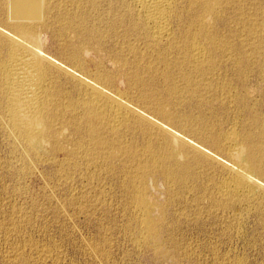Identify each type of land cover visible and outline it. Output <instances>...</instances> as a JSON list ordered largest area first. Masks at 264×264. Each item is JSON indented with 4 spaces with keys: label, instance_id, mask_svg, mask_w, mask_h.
Masks as SVG:
<instances>
[{
    "label": "rangeland",
    "instance_id": "1",
    "mask_svg": "<svg viewBox=\"0 0 264 264\" xmlns=\"http://www.w3.org/2000/svg\"><path fill=\"white\" fill-rule=\"evenodd\" d=\"M17 1L0 0V10L2 9L0 11V19H4V16L6 15H4V12L6 13V10L8 8H12L18 5V7L23 6L25 8L26 15L29 16L31 14L32 16V13L29 9L32 0H29L30 2L28 0ZM24 1L27 2L25 3ZM72 1L73 0H43V2L42 0L36 1V8L39 3L41 4L38 6L37 9L39 10V12L41 11L42 18L47 17V19L37 20L36 23L38 24L36 26L35 23L36 27L34 28L37 31L34 30V34L36 33V38H38L39 40L41 54L45 57H43L44 61L46 62V64H48L49 61H52L53 63L51 62L50 65L48 64L52 67L51 72H53V70V73L58 72V74H51V72H49L50 75L48 74L47 77L48 81H51V83L58 86L52 85V89H55L56 87V89L54 90L56 98H54V105L52 106L51 110V112L53 110L54 112L51 113V117H43L46 121L42 119L43 122L41 123L42 129L44 128L43 130L46 134L44 133L43 137L39 141H37V143H27L25 140L21 139V137L17 135L15 131L13 132L6 122V124L4 123L5 119L2 115H0V264H264V175H261L262 172L264 174V147L262 146L264 145V133L262 128L259 127L261 130L258 128V126L261 125V122H263L264 119V70H262L264 69L262 68L264 67V64L262 65V63H264V0H238L237 2L236 0H221L222 2L220 0H214L215 8H217L213 13H205L203 11L202 5L204 4L205 0H200V2L199 0H192V2L191 0H182L183 2L181 0H178L175 3L176 6L174 4V12L179 7L177 10L182 11V13L176 11L174 15L169 19L170 21L168 20V29L169 27H171V30L169 29V33L173 35L170 34V41L168 39V42L166 41L162 44L160 43V46L157 45V47L159 46L158 48L153 45L152 38L151 36H149L151 35L149 30L147 28H144L145 31L143 30V27H145L144 25L141 26L143 22L141 20H138V18L131 17L127 14L128 8L126 7V3L128 6L129 0H118V3L116 2L117 0H99L101 3L98 0H74V2ZM123 1L126 2L124 3L125 5H123ZM11 2L14 3V6ZM15 2L17 5L15 4ZM225 2L227 5L225 4ZM51 3H53L54 5ZM182 3L183 5H181ZM185 3H191L194 8L191 5H186ZM7 4L9 5L7 6ZM177 4H180V6ZM117 5L120 7L117 8ZM41 6L47 7L48 10H46L47 8L45 7L43 9ZM228 6L230 7V9ZM190 7L193 10H191ZM222 7L223 9H225L223 10ZM112 8H114L115 10ZM119 8L127 9L125 11V9L121 10ZM218 11H220V14L222 13V15L218 14ZM227 12L229 14H227ZM45 13L47 14V16L45 15ZM192 13L197 14L196 18H194L195 15ZM214 13L217 15H215ZM209 14H211L212 17ZM75 15H77L78 17L82 16L83 19L81 17L78 18L77 16V18H74ZM67 16L69 18H67ZM71 16L72 18H70ZM209 16L210 18H213L212 22ZM64 17H66L67 19ZM128 17H131L130 19L132 20V22H129L131 20L128 19ZM223 18H225V20ZM68 19H71L69 21H72L73 23L69 22ZM72 19L75 20V22ZM126 19H128V21ZM185 19H188V21ZM198 19H201L202 21ZM221 19L223 21H221ZM237 19L240 20L238 21ZM66 20L68 22H66ZM207 20L212 25L210 23L207 24ZM217 20H219V22H216L217 24L215 25V21ZM81 21L84 23H82ZM133 21L137 22L136 25ZM185 21L188 22L187 26ZM226 21H228V24L226 23ZM237 22L239 23L238 25ZM40 23L43 25H41ZM49 23L51 25H49ZM60 23L63 25H61ZM131 23L132 25H134H129ZM218 23H221V26H219ZM242 23L244 27H240L243 26ZM45 24L47 27H44ZM82 24L84 26L83 28L80 27L82 26ZM193 24L200 25H196L197 27H195ZM249 24H251L252 26ZM73 25H77L78 28L77 26ZM208 25L211 26L208 27ZM258 25L262 26V28H260V26ZM136 26H138V28H142L138 30ZM128 27L130 28V30ZM133 27L136 29H134ZM199 27H201L200 29L202 31L198 30ZM226 27L230 29L229 32ZM255 27H258L259 29H256ZM215 28L219 31L215 30ZM236 28H239V31L236 30ZM240 28L242 29V31ZM249 28L250 31H253H251L252 33L248 31ZM66 30L70 31L66 32ZM127 30H129V32ZM60 31H63L64 33H62L64 35L66 33L67 34L64 36L60 33ZM139 31H142L143 33ZM146 31L149 34H147ZM199 31L200 34H203L198 35ZM209 31H215L214 35L212 36L215 37L217 40L219 39L218 35H221V33L223 34L218 40L219 42L220 40L225 39L224 41H226L231 39L229 45L230 47H232V49L234 48L233 51H231L232 49L229 48L228 53L225 54L223 52H220L219 49H212V43L210 41V38L207 37V34L208 36H211L210 34L213 33H210ZM256 31L257 33H255ZM131 32H135V34L133 33L135 36L136 34H138V37H135L133 34H129ZM141 33L144 36L141 35ZM261 33L263 34L260 35ZM182 34L186 35V37ZM204 34L205 37H202L204 36ZM257 34H259V37L257 36ZM125 35L128 36L126 37ZM193 35H196L194 37H198L199 39L203 38L204 41L198 40V38H194ZM234 35H236L237 37L235 36L236 38H234ZM252 35H255L257 39L261 38L260 40L263 41L261 42L260 40H256V38ZM142 36L143 38H140ZM181 36L183 38V41L182 38L180 39ZM147 37H149V40L151 41H147ZM175 37L176 39H173ZM177 37L183 43L179 39H177ZM187 40L189 42L197 44L198 46L200 42H204L200 44L199 47L203 46L202 49L204 48L203 50L207 56V59L209 57V59H211L212 61H210L209 59L208 60L212 64L213 58L215 57L216 59L214 58V60L218 62V65H216L217 63L215 61L213 62V67H215L213 68V70H211V75L208 76L207 80V82H210L209 84H211L212 81L216 85H211L212 87L208 90L206 89L207 91L202 88L204 86H199L197 88V86L193 82L197 80L196 78L194 80V77H197L198 74L196 72V67L194 68L193 66L194 64H192V62L189 63V61L191 60H189V55H187L189 53H187V51L189 52L193 43H189ZM244 40L249 41L243 42ZM128 42L131 44L133 43L134 46H131V44H129ZM176 42H178V44L181 43L179 44L180 47ZM149 43H152V45ZM166 43H168L169 45H167ZM184 43L186 47L183 45ZM175 44V47L178 46V49L175 48L177 53L174 49ZM240 44L244 46H242L244 50L241 48ZM251 44L252 46L255 44L256 45L252 47ZM170 45H173L172 48L170 47ZM239 45L241 49L239 48ZM247 45H249V47ZM134 47L136 49H134ZM247 47L249 49H247ZM250 47H252L253 49ZM128 48L131 51L128 50ZM147 48L148 50H146ZM179 48L184 49L183 51L181 50V54ZM76 49L78 53H81L82 51L81 55L75 51ZM171 49L175 52L171 51ZM209 49L211 50L209 51ZM71 51H73L74 54L73 52L71 53ZM145 51L149 53L148 56ZM150 51L153 53H151ZM156 51H158L159 53ZM213 51H218L219 53L217 52V54H213ZM246 51H249L252 55L249 54V52L247 55ZM129 52H131L132 54H129ZM154 52L158 53L159 56ZM163 52H165V54ZM168 52L171 53L172 57L171 55H169ZM182 52H186L187 54L183 53L182 55ZM209 52H212V55L209 56ZM232 52L236 53L233 54ZM254 52L256 54H260L256 55L254 54ZM166 53L170 57L166 55ZM154 54L156 55L154 56ZM261 54H263V57ZM181 55L185 56L182 58ZM236 55L238 56V58H241L242 56V59L237 60ZM244 55L248 56V60L244 59ZM250 55L252 56V58ZM179 56L183 60L181 59L179 61ZM221 56H224V58H222ZM259 56L260 58H258ZM72 57L74 60L72 59ZM153 57H158L157 62H155L156 59ZM162 57L164 60L162 59ZM218 57L221 58L219 59ZM47 58L49 61L47 60ZM165 58L168 60H166ZM171 58H174L177 61L173 60L172 64ZM185 58L189 60L187 61V64L189 65L185 63ZM249 58L251 59V61ZM222 59H225L226 61H222ZM243 59L245 61L247 60L246 62L250 64L247 65ZM158 60L160 61L158 62ZM162 60L163 62L165 60L168 62L170 61L169 64L172 65V67L170 65L169 68L167 67L168 62H166L167 65L165 62V64L160 63L162 62ZM242 60L244 64L243 62L241 64ZM253 60L255 63L257 62V64H253ZM260 61H262V63H260ZM122 62H125V64L121 65ZM226 62H228L229 64ZM150 63L151 65H149ZM177 63L179 66L177 65ZM175 64L177 65V67L181 68H179L178 70ZM184 64H186V66ZM174 65L175 68L173 67ZM180 65H182L183 68ZM151 66L153 69L150 68ZM155 66L158 68H156ZM184 66L185 68H188L189 66V71L186 70L187 68L184 69ZM218 66L219 68H216ZM137 68L140 70L138 71ZM155 68L161 73L155 71ZM170 69L171 72L169 71ZM192 69L196 70L194 71ZM246 69L248 70L246 71ZM172 70L175 72H172ZM181 70H183V72H181ZM191 70L193 71V73ZM134 71L136 72V75ZM186 71L192 74L196 72L193 75V83L191 87L193 86V90L196 92L198 90L197 93H199V95L201 94L200 96L204 97L206 100L202 97L201 98L203 99V101H199L198 98H196L197 100H191L192 98L188 96L189 94L186 93L187 85L185 84V82L182 83L183 80H181V74L185 73ZM167 72L170 75L173 74V78L177 77V74H179L180 76L172 79V82L169 83L166 78L167 75H169ZM242 72L243 74H241ZM149 73L152 75H150ZM164 73L166 74V76ZM174 73L177 74L175 75ZM245 73L247 74V76ZM131 74L133 75V77ZM148 74L152 76L151 78L153 79L149 78ZM139 75L141 77H139ZM154 75H158V78ZM162 75L165 77H163ZM243 75H245V77L248 79L245 80V77ZM134 76L135 78H138L135 79ZM159 76H161V78H164L162 79L163 81ZM175 79H179L177 80L178 82H180L181 80L180 83L183 86H181L180 83H178ZM53 80L56 82H54ZM136 80L139 83L138 85ZM142 80H146V82H148V85L146 86L145 81L143 82ZM162 82L164 83V86ZM168 84L171 87L172 92H174L175 90V95L169 89L170 87L168 86ZM221 84L223 86L226 85V88L222 87ZM175 85H180L182 88H184L182 89L180 86ZM151 86H153L154 88ZM164 87L166 90H164ZM151 88L153 89L151 90ZM175 88L179 89L180 91ZM155 90H158V92L156 91L157 94H153L156 93ZM181 90L184 91L182 92ZM213 91L217 92L214 93ZM151 92L155 96H153ZM205 92L206 94L209 93L210 96L207 95L209 96L208 98L207 96H205ZM182 93L186 94L187 96ZM167 94L168 96H172L173 99L172 97H165ZM59 95L62 98L58 97ZM97 95H99L100 98L97 97ZM148 95L152 97H149ZM159 95L161 98L164 97V99H161ZM64 98L67 99L65 100ZM98 98L101 100L98 101ZM147 98L150 99L149 102H151V104L154 102L152 108L150 103L147 101ZM155 98L157 99L155 100ZM159 98L163 102H160ZM167 98H171V101ZM186 98H190V100L188 101V99L186 100ZM207 99L211 102L209 103ZM91 100L97 101L96 104H94V106L96 105L95 110H98L97 114H101L98 116L95 113V115L89 118L86 110L84 109H87L85 105H87L88 102L90 103ZM67 101H70V106H73L75 104L74 113L71 112L72 110L69 109L67 105L69 103ZM155 101H157V103ZM127 102L129 103L127 104ZM198 102H202L205 104L209 103V105H205L202 103L199 104ZM56 103L58 105H61L58 106L56 105ZM159 103H162L161 106ZM55 105L58 107L56 108V110ZM91 105L93 106V104ZM127 105L131 108H129ZM146 105L149 106L147 107ZM200 105L203 106L200 107ZM66 106L68 107L66 109L67 112L64 109L66 108ZM157 106L165 107L166 112L165 110ZM209 106H211V108ZM117 107H119V109ZM102 108L105 109L102 110ZM142 109H146V111H144L149 117L144 116L146 114L144 113V111H142ZM155 109H161L162 111L160 110L156 113ZM211 109H213V111L216 110L215 114L211 113L213 112ZM63 110L65 114L64 112H62ZM127 110L129 111V113ZM80 111H83L82 114ZM116 111H121L120 113L122 117V125L119 124L114 127V125H112L113 123L110 121H114L113 117H115ZM172 111L174 112L173 114H178L179 116L173 115ZM69 112L72 114H70ZM85 112L86 117H84L85 115L83 114ZM217 112L221 114V116ZM55 113L56 115H54ZM158 113L159 116H157ZM165 113L166 115H164ZM138 114L141 116H139ZM162 114L166 117H163ZM52 115H54L55 117ZM70 115H72V118L75 116L74 118L76 120L74 118L72 119ZM76 115H78V117H76ZM171 115L172 117H170ZM184 115H189V118ZM180 116H182V118H180ZM209 116L212 118H210ZM141 117L144 118L141 119ZM146 117L148 118V120ZM168 117L171 119L175 118V120H171ZM190 117H192L193 121L190 119ZM194 117H196V119H194ZM157 118L158 120H156ZM159 118L161 119V121L159 120ZM177 118H180L181 120ZM184 118L186 119L185 121ZM208 118L210 119V122H212L214 125H212V123L210 125L209 120H207L208 122L206 121V119ZM256 118H259L258 122ZM124 119L128 120L126 121ZM212 119H214L215 122ZM145 120L147 121L145 122ZM150 120L151 122L153 121V124H151ZM164 120L168 124L172 125L173 123V126H176L177 124V128L182 127V125L180 124L183 123V127L187 125L188 129L190 128L191 131L189 130L188 133H183L181 129V131L176 130L174 133L175 135L179 134V137H175L174 133H172L173 138L172 136L169 137V139L171 140V144L170 140L166 143L163 141V138L167 136V133L166 131L164 132L162 129L166 130L168 124L165 127L166 123ZM178 120L181 121V123L178 122ZM55 121L57 125L55 124ZM133 122H136L137 125ZM203 122H205V125L203 124ZM43 123L44 125H42ZM103 123H105L104 127ZM149 123L152 126H150ZM4 124L6 126H4ZM76 124L78 126H75ZM89 124H91L92 126ZM250 124H252L253 127H251L252 125L250 126ZM134 125L137 126L135 129ZM147 126L151 129L146 128ZM201 126L203 129L206 127V130H203ZM5 128L8 130H5ZM98 129L101 130L99 131ZM211 129H214L212 131L215 134H211ZM233 129L240 136H244V139L247 138V140L245 139L244 142H242V148L249 144V149L247 146L243 148V154L245 151V156H243L244 158L242 160V163H237L233 161L231 157H228L224 148H222L224 145L222 136L225 137V135H229L228 133L234 132ZM51 130L53 133L51 132ZM116 130L118 131L116 132ZM149 130L151 131V133H154L153 136L151 133L149 134ZM247 130L251 132L250 134L253 137L249 135V132ZM9 131L11 133H9ZM46 131L51 134L55 133L54 135L57 136V138L54 135L51 136V134ZM216 131H219L220 133ZM244 131H247V135L251 136L253 139H251L250 137L251 140H248L249 137H246V133ZM12 132L13 135H11ZM118 132H120V134H118ZM159 132L162 133V135ZM180 132L181 134L183 133V135H181ZM224 132L225 135H222ZM145 133H148V135ZM186 135L188 138L186 137ZM206 135L208 136L206 137ZM202 136L206 138L203 137V139ZM157 137L159 138V140ZM182 137L184 138V143L182 140H180ZM208 137H211V140ZM54 138L57 140H55ZM200 140L203 143H201ZM260 140L261 142H259ZM24 141L26 142V144L24 143ZM249 141H253L252 144ZM208 142L212 144H214L213 142H215L216 144L212 145L211 147L209 146L211 144H208ZM198 143L199 145H197ZM257 143L260 144V147ZM217 144H219V146ZM118 145L120 146V148ZM125 145L126 147L123 148ZM189 145L191 147L193 145L201 146L202 148L205 147L203 150L201 149V153L205 154L208 152L207 155L205 154L206 158L204 159V161L206 160V164L203 163L204 161L199 164L200 167L197 164L200 169L197 166V168H194L196 164H194V162L189 159L192 158L190 156L191 151L196 146L191 148L188 147ZM127 147L128 149H126ZM217 147H219V149ZM256 147H258L257 154L253 153V157L252 154L251 156H249L250 154L248 155V153H252L254 152V150L256 151ZM121 148H123L124 150H122ZM133 148L136 151H134ZM160 148L162 149V151ZM189 149L191 150L190 153L188 152ZM260 149L262 150V154ZM165 150L169 153H166ZM180 150L182 151L180 152ZM143 151L145 152V154ZM184 151L186 152L184 153ZM127 152L132 153L129 154ZM134 152L135 154H133ZM160 153L165 158H163ZM187 153H189L188 155L190 157L187 155ZM211 153L213 156L211 155ZM86 154H89L90 156ZM203 154H200V157H202ZM223 154H225L226 156H224ZM143 155H145L146 157ZM150 156L154 157L153 160H150L152 159L150 158ZM156 156H158L159 159L161 158V160H159ZM211 156L213 158H211ZM128 157L131 158L129 159ZM142 157L144 158L141 159ZM166 157L170 161L169 164L167 163L168 160L166 159ZM187 157L189 158L187 159ZM259 157H262L263 161ZM227 158L228 160H226ZM250 158L252 161L249 160ZM131 159L137 161H133ZM209 159L212 161L210 162ZM256 159H258L259 161ZM92 160H95V163H93ZM143 160L147 161L145 162ZM131 161L133 162V164ZM142 161L144 162V164H140L143 163ZM207 161L210 163H208ZM229 161H232V164ZM255 161L258 162L256 163ZM260 161H262L263 163ZM155 163L157 165H155ZM253 163L257 165L255 166L253 165ZM148 164L151 165L148 166ZM141 165L144 166L142 169ZM185 165L186 168L189 167V169L187 168L189 172L186 168L184 169H186L187 171H184L183 167H185ZM260 165L263 167H260ZM243 166L246 167L245 169L248 170L250 179L253 182L252 191H245V195L243 194L242 197L239 199H234L223 195L224 199L226 198L224 200L222 198L221 192L222 187L225 185V181H236L238 179V170ZM251 166H255L256 168L258 167V170L261 171L255 169V167L253 169V167ZM159 169H163V172ZM257 171L261 172V174ZM131 174H133V178H131ZM235 175H237L236 178ZM172 176L175 177L172 178ZM181 176L183 177V179ZM258 176H260V178ZM136 177H139L140 179L138 180L136 179ZM169 180H171V182ZM130 182L132 185L130 184ZM220 185L222 186L220 187ZM131 186L132 188H134V190L131 188ZM219 196L221 198H219ZM241 199L242 201H240ZM249 199L251 200L249 201ZM235 200L236 202L238 200V203H236Z\"/></svg>",
    "mask_w": 264,
    "mask_h": 264
},
{
    "label": "bare ground",
    "instance_id": "2",
    "mask_svg": "<svg viewBox=\"0 0 264 264\" xmlns=\"http://www.w3.org/2000/svg\"><path fill=\"white\" fill-rule=\"evenodd\" d=\"M2 1V0H1ZM9 1H11V0H9ZM17 1V0H16ZM29 1V0H28ZM37 0H32V2L30 3V6H29V9H30V12L32 13V16H31V14L28 16V15H26L25 13V8L22 6V7H18V6H15V7H12V8H8V7H6V8H8L7 10H6V13L4 12V19L2 20V19H0V115H2L3 116V118L5 119V121H4V123L6 122L7 124H8V126L12 129V131L14 132L15 131V133H17V135H19L20 137H21V139H23V140H25L27 143L29 142V143H37V141H39L42 137H43V134L45 133L44 132V128L42 129V126H41V123L43 122V120L42 119H44L43 117H45V116H50L51 115V113L52 112H54V110L51 112V110H52V106L54 105V98H56L55 97V92H54V90L56 89V87H55V89H52V85H55V84H53V83H51V81H48V74H49V72H51L52 71V67L51 66H49L50 64H51V62L52 61H49L48 60V58H47V60L49 61V65L48 64H46V62L44 61V56H42V54H41V50H40V45H39V40H38V38H36L37 36H36V33L34 34V30H36V29H34L36 26H37V24L38 23H36L37 22V20H41V19H47V17L46 18H42V13H41V11L39 12V10L37 9L38 8V6L39 5H41L40 3H39V5L37 6V8H36V5H37V2H36ZM48 1V0H47ZM99 1V0H98ZM104 1V0H103ZM106 1V0H105ZM108 1V0H107ZM120 1V0H119ZM126 1V0H125ZM125 1H123V5H125L124 3H126ZM176 1H178V0H129V5L127 6V3H126V7L128 8V11H127V14L129 15V16H131V17H136V18H138V20H141L142 22H143V24L141 25V26H145V27H143V30H144V28H147L148 30H149V32H150V34L151 35H149V36H151V38H152V42H153V45H155L156 46V48H158L162 43H164V42H168V39H169V36H170V34L171 33H169V29L171 28V27H169V29H168V20L174 15V13L176 12V11H178L177 9L179 8H177L176 9V11L174 12V4L176 3ZM182 1V0H181ZM196 1V0H195ZM221 1V0H220ZM238 0H236V2H237ZM240 1H242V0H240ZM245 1H247V0H245ZM251 1V0H250ZM249 1V2H250ZM253 1V0H252ZM6 2V1H5ZM8 2V1H7ZM13 2V1H12ZM11 2V3H12ZM25 2V1H24ZM27 2V1H26ZM25 2V3H26ZM30 2V1H29ZM40 2V1H39ZM42 2H43V0H42ZM54 2V1H53ZM72 2H74V0L72 1ZM76 2V1H75ZM78 2V1H77ZM100 2V1H99ZM117 3H118V0L116 1ZM122 2V1H121ZM183 2V1H182ZM186 2V1H185ZM191 2H192V0H191ZM199 2H200V0H199ZM222 2V1H221ZM227 2V1H226ZM226 2H225V4H226ZM229 2V1H228ZM235 2V1H234ZM49 3V2H48ZM80 3V2H79ZM101 3V2H100ZM116 3V4H117ZM189 3V2H188ZM187 3V4H188ZM196 3V2H195ZM243 3V2H242ZM4 4V3H3ZM15 4H16V2H15ZM17 4H18V1H17ZM16 4V5H17ZM20 4V3H19ZM44 4V3H43ZM45 4H47V3H45ZM51 4H53V3H51ZM75 4V3H74ZM83 4V3H82ZM99 4V3H98ZM115 4V3H114ZM120 4V3H119ZM186 4V3H185ZM186 4V5H187ZM198 4V3H197ZM196 4V5H197ZM200 4V3H199ZM224 4V3H223ZM222 4V5H223ZM230 4V3H229ZM9 4H7V6H8ZM12 5L14 6V3H12ZM12 5H10V6H12ZM24 5H26V4H24ZM54 5V4H53ZM92 5H93V3H92ZM177 5H179L180 6V4H177ZM181 5H183V3L181 4ZM189 5H191V3L190 4H188V6ZM227 5V4H226ZM4 6V5H3ZM9 6V7H10ZM56 6V5H55ZM58 6V5H57ZM175 6H176V4H175ZM185 6V5H184ZM192 6V5H191ZM203 6V11L205 12V13H213L215 10H216V8H215V1L214 0H205L204 1V4L202 5ZM232 6H234V5H232ZM42 7V6H41ZM40 7V8H41ZM44 7L45 6H43L42 8L44 9ZM51 7H52V5H51ZM113 7H114V5H113ZM117 8L118 7H120V6H116ZM115 7V8H116ZM122 7V6H121ZM125 7V6H124ZM193 7V6H192ZM199 7V6H198ZM198 7H197V9H198ZM229 7V6H228ZM227 7V8H228ZM1 8H2V3H1ZM27 8V7H26ZM41 8V9H42ZM45 8H47V7H45ZM53 8H54V6H53ZM58 8V7H57ZM126 8V9H127ZM181 8V7H180ZM191 8V7H190ZM194 8V7H193ZM220 8V7H219ZM4 9H5V7H4ZM40 9V10H41ZM109 9H110V7H109ZM112 9H114V8H112ZM119 9H121V8H119ZM125 8H123V9H121V10H124ZM126 9H125V11H126ZM182 9V8H181ZM222 9H223V7H222ZM221 9V10H222ZM225 9V8H224ZM223 9V10H224ZM229 9H230V7H229ZM229 9H227V10H229ZM2 10V9H1ZM0 10V11H1ZM46 10H48V8L46 9ZM45 10V11H46ZM49 10H50V8H49ZM115 10V9H114ZM187 10V9H186ZM191 10H193L192 8H191ZM190 10V11H191ZM218 10V9H217ZM220 10V9H219ZM5 11V10H4ZM27 11H28V9H27ZM44 11V12H45ZM119 11V10H118ZM235 11V10H234ZM49 12V11H48ZM112 12V11H111ZM117 12V11H116ZM124 12V11H123ZM178 12H181L182 13V11H178ZM185 12V11H184ZM192 12V11H191ZM196 12V11H195ZM202 12V11H201ZM260 12V11H259ZM109 13V12H108ZM113 13V12H112ZM114 13H115V11H114ZM119 13V12H118ZM186 13H187V11H186ZM198 13V12H197ZM204 13V14H205ZM235 13V12H234ZM2 14H3V11H2ZM28 14V13H27ZM44 14V13H43ZM192 14H194V13H192ZM215 14V13H214ZM218 14H220V11H218ZM227 14H229L228 12H227ZM45 15L47 16V14L45 13ZM79 15H82V14H79ZM176 15V14H175ZM182 15V14H181ZM187 15V14H186ZM195 15V17L194 18H196V13L194 14ZM199 15V14H198ZM210 16H211V14H209ZM215 15H217V14H215ZM220 15H222V13L220 14ZM1 16V15H0ZM64 16V15H63ZM74 16V15H73ZM77 15H75V17L74 18H77L76 17ZM126 16V15H125ZM124 16V17H125ZM180 16V15H179ZM201 16V15H200ZM210 16H209V18H210ZM219 16V15H218ZM238 16V15H237ZM262 16V15H261ZM6 17V18H5ZM82 18V16H79L78 18ZM127 17V16H126ZM130 17V18H131ZM184 17V16H183ZM198 17V16H197ZM212 17V16H211ZM213 17H214V15H213ZM225 17V16H224ZM58 18V17H57ZM63 18V17H62ZM64 18H66V17H64ZM67 18H69L68 16H67ZM66 18V19H67ZM70 18H72V16L70 17ZM114 18V17H113ZM129 17H128V19H130ZM135 18V19H136ZM174 18V17H173ZM180 18V17H179ZM182 18V17H181ZM199 18V17H198ZM201 18V17H200ZM204 18V17H203ZM226 18V17H225ZM225 18H223L224 20H225ZM61 19V18H60ZM59 19V20H60ZM83 19V18H82ZM111 19V18H110ZM128 19H126L127 21H128ZM133 19V18H132ZM177 19V18H176ZM211 19V22H212V19L213 18H210ZM218 19V18H217ZM228 19H230V18H228ZM243 19V18H242ZM56 20H58V19H56ZM69 20H71V19H68V21ZM73 20V19H72ZM78 20V19H77ZM123 20V19H122ZM131 20V19H130ZM181 20V19H180ZM185 20H187L188 21V19H185ZM189 20H190V16H189ZM195 20V19H194ZM198 20H201V19H198ZM238 20V19H237ZM240 20V19H239ZM238 20V21H239ZM63 21V20H62ZM67 20H66V22H68ZM74 22H75V20H73ZM79 21H80V19H79ZM83 21V20H82ZM81 21V22H82ZM116 21V20H115ZM114 21V22H115ZM136 21V20H135ZM135 21H133L134 23H135V25H136V23L137 22H135ZM141 21H139V22H141ZM170 21V20H169ZM191 21H193V20H191ZM196 21V20H195ZM202 21V20H201ZM200 21V22H201ZM206 21V20H205ZM204 21V22H205ZM208 21V20H207ZM221 21H223L222 19H221ZM232 21V20H231ZM39 22V21H38ZM41 22V21H40ZM58 22H60V21H58ZM69 22H71V23H73L72 21H69ZM114 22H112V23H114ZM121 22H123V21H121ZM129 22H132V20L131 21H129ZM138 22V23H139ZM186 22V21H185ZM199 22V23H200ZM216 22H219V20H217V21H215V25L217 24ZM242 22V21H241ZM240 22V23H241ZM35 23H36V26H35ZM43 23V22H42ZM48 23V22H47ZM65 23V22H64ZM82 23H84V22H82ZM111 23V22H110ZM195 23V22H194ZM210 22L208 21V23L207 24H209ZM223 23V22H222ZM226 23L228 24V21H226ZM243 23H244V21H243ZM243 23H242V25H243ZM41 24V23H40ZM39 24V25H40ZM61 24V23H60ZM67 24H69V23H67ZM78 24V23H77ZM79 24H81V23H79ZM124 24H125V22H124ZM141 24V23H140ZM187 24H188V22H186V26H187ZM190 24V23H189ZM192 24V23H191ZM211 24V23H210ZM219 24V26H221V23H218ZM239 23L237 22V25H238ZM41 25H43V24H41ZM49 25H51L50 23H49ZM48 25V26H49ZM61 25H63V24H61ZM71 25V24H70ZM113 25V24H112ZM111 25V26H112ZM123 25V24H122ZM126 25H127V23H126ZM129 25H131V26H133L132 25V23L131 24H129ZM194 25V24H193ZM193 25H192V27H193ZM196 25H200V24H195L194 26L195 27H197ZM204 25V24H203ZM205 25H206V23H205ZM212 25V24H211ZM211 25H208V27L209 26H211ZM224 25H226V24H224ZM229 25H230V23H229ZM232 25V24H231ZM233 25H234V23H233ZM245 25H247V24H245ZM249 25H251V24H249ZM69 26V25H68ZM73 26H77V25H73ZM72 26V27H73ZM236 26V25H235ZM252 26V25H251ZM257 26V25H256ZM258 26H260V25H258ZM44 27H47L46 26V24L44 25ZM51 27V26H50ZM80 27H84L83 26V24H82V26H80ZM113 27H116V26H113ZM127 27V26H126ZM135 27V26H134ZM133 27V28H134ZM137 27V29L139 30L140 28H142V27H140V28H138V26H136ZM225 27V26H224ZM229 27V26H228ZM228 27H226V29L228 30V32H229V30L230 29H228ZM232 27V26H231ZM240 27H244V25L243 26H240ZM62 28V27H61ZM70 28V27H69ZM68 28V29H69ZM75 28V27H74ZM77 28H78V26H77ZM129 28V27H128ZM132 28V29H133ZM186 28V27H185ZM191 28V27H190ZM189 28V29H190ZM201 27H199V29L198 30H201L200 29ZM211 28V27H210ZM214 28V27H213ZM217 28V27H216ZM215 28V30H217V31H219L218 29H216ZM222 28V27H221ZM256 28V27H255ZM258 28V27H257ZM256 28V29H257ZM260 28H262V26H260ZM66 29V28H65ZM127 29V28H126ZM134 29H136V28H134ZM146 29V30H147ZM188 29V28H187ZM192 29V28H191ZM194 29V28H193ZM196 29V28H195ZM206 29V28H205ZM204 29V30H205ZM209 29V28H208ZM225 29V28H224ZM223 29V30H224ZM225 29V30H226ZM239 29V28H238ZM237 28H236V30H238ZM241 29V28H240ZM245 29V28H244ZM248 29V28H247ZM255 29V30H256ZM259 29V28H258ZM73 30V29H72ZM71 30V31H72ZM79 30V29H78ZM80 30H81V28H80ZM84 30V29H83ZM129 30H130V28H129ZM129 30H127L128 32H129ZM142 30V29H141ZM142 30V31H143ZM171 30V29H170ZM186 30V29H185ZM212 30H214V29H212ZM224 30V31H225ZM231 30H233V29H231ZM37 31V30H36ZM35 31V32H36ZM58 31V30H57ZM64 31V30H63ZM63 31H60V33L61 34H63L64 32ZM70 30H66V32H69ZM126 31V32H127ZM142 31H139V32H142ZM145 31V30H144ZM197 31V30H196ZM202 31V30H201ZM239 31V30H238ZM241 31H242V29H241ZM246 31V30H245ZM244 31V32H245ZM249 32H251L250 31V28H249V30H248ZM247 31V32H248ZM63 32V33H62ZM147 32V31H146ZM193 32H195V31H193ZM192 32V33H193ZM198 32V31H197ZM197 32H196V34H197ZM210 32V31H209ZM215 32V31H214ZM214 32H210V33H213V34H210L211 36H208V34H207V37L208 38H210V41H211V45H212V49H214V48H216V49H219V51L220 52H223V53H228V51H229V48L230 49H232V47H230V45H229V43H230V40H226V41H224V40H220V42L218 41L220 38H221V35H223L222 33H221V35L219 36L218 35V37H219V39L217 40L215 37H213L212 35H214ZM220 32H222V31H220ZM219 32V33H220ZM244 32H242V33H244ZM253 32V31H252ZM251 32V33H252ZM258 32H259V30H258ZM134 34H135V32H133ZM132 32L131 33H129V34H133ZM138 33V32H137ZM143 33V32H142ZM141 33V35H143ZM173 33V32H172ZM183 33V32H182ZM238 33H241V32H238ZM255 33H257V31L255 32ZM67 34V33H66ZM65 34V35H66ZM96 34V33H95ZM126 34H128V33H126ZM133 34V35H134ZM140 34V33H139ZM144 34H146V33H144ZM147 34H149L148 32H147ZM185 34H187V33H185ZM200 34V31H199V33H198V35ZM201 34H203V33H201ZM200 34V35H201ZM216 34H218V33H216ZM229 34V33H228ZM236 34H237V31H236ZM250 34V33H249ZM263 33H261L260 35H262ZM64 35V34H63ZM64 35V36H65ZM74 35V34H73ZM98 35V34H97ZM99 35H101V34H99ZM102 35H104V34H102ZM121 35V34H120ZM132 35V36H133ZM138 34H136V36H137ZM171 35H173V34H171ZM181 35V34H180ZM183 35V34H182ZM241 35V34H240ZM259 34H257V36H258ZM126 36V35H125ZM128 36V35H127ZM126 36V37H127ZM131 36V37H132ZM135 36V35H134ZM135 36V37H136ZM144 36V35H143ZM143 36L142 37H140V38H143ZM147 36V35H146ZM183 36H185L186 37V35H183ZM194 36H196V35H193V37ZM236 35H234V38H236L235 37ZM253 36V35H252ZM252 36H251V38H252ZM138 37V36H137ZM174 37V36H173ZM184 37V38H185ZM191 37H192V35H191ZM202 37H205V34H204V36H202ZM226 37V36H225ZM253 37H255V35L253 36ZM259 37V36H258ZM66 38V37H65ZM103 38V37H102ZM148 38V40L147 41H151V40H149V37H147ZM172 38V37H171ZM182 38V36L180 37V39ZM190 38V37H189ZM194 38H198V37H194ZM193 38V39H194ZM207 38V39H208ZM223 38V37H222ZM245 38H246V36H245ZM250 38V37H249ZM249 38H247V39H249ZM250 38V39H251ZM256 38V37H255ZM263 38V37H262ZM104 39V38H103ZM145 39V38H144ZM173 39H176V37L175 38H173ZM177 39H179L178 37H177ZM179 39V40H180ZM192 39V38H191ZM190 39V40H191ZM226 39H229V38H226ZM261 39V38H260ZM259 38L257 39L256 38V40H260ZM264 39V38H263ZM172 40V39H171ZM186 40V39H185ZM198 40H203V38L202 39H199L198 38ZM197 40V41H198ZM146 41V40H145ZM169 41H170V39H169ZM174 41H176V40H174ZM173 41V42H174ZM181 41V40H180ZM182 41H183V38H182ZM181 41V42H182ZM188 41V40H187ZM204 41V40H203ZM205 41H208V40H205ZM227 41H229V42H227ZM232 41H233V39H232ZM236 41V40H235ZM245 41H249V40H244L243 42H245ZM250 41H253V40H250ZM254 41H255V39H254ZM261 41V40H260ZM263 41V40H262ZM261 41V42H262ZM185 42V41H184ZM189 42V41H188ZM257 42V41H256ZM85 43V42H84ZM83 43V44H84ZM129 43V42H128ZM161 43V44H160ZM170 43V42H169ZM177 44H178V42H176ZM183 43V42H182ZM189 43H193V42H189ZM188 43V44H189ZM197 43V42H196ZM202 43H204V42H202ZM201 42L199 43V46H200V44H202ZM209 43V42H208ZM235 43V42H234ZM250 43V42H249ZM252 43V42H251ZM259 43V42H258ZM82 44V45H83ZM129 44H131V43H129ZM149 44H151L152 45V43H149ZM148 44V45H149ZM160 44V45H159ZM167 45H169L168 43H166ZM166 44H164V45H166ZM179 44H181V43H179ZM178 44V46L180 47V45ZM187 44V43H186ZM206 44V43H205ZM232 44V43H231ZM239 44V43H238ZM243 44H245V43H243ZM260 44V43H259ZM74 45V44H73ZM81 45V46H82ZM133 45V43L131 44V46ZM157 45H159L158 47H157ZM184 46H185V43L183 44ZM190 45V44H189ZM188 45V46H189ZM237 45V44H236ZM241 45V44H240ZM240 45H239V48H240ZM250 45V44H249ZM249 45H247L248 47H249ZM256 45V44H255ZM255 45H253V46H255ZM80 46V47H81ZM127 46V45H126ZM129 46V45H128ZM134 46V45H133ZM150 46V45H149ZM149 46H147V47H149ZM155 46H152V47H155ZM163 46V45H162ZM162 46H161V48H162ZM173 46V45H172ZM172 46L170 45V47L172 48ZM176 46V44L174 45V49L176 48V49H178V46L177 47H175ZM197 44H192V46H191V49L189 50V52L187 51V53H189V54H187L186 52L184 53V52H182V55H183V53L184 54H187V55H189V60H191V61H189V60H187L186 58L184 59L186 62V64H187V61H189V63L190 62H192V64H194L193 66H194V68L196 67V69H197V77H194V80H195V78L197 79V80H195V81H193V75L196 73H194V74H192L193 73V71L192 70H194V69H192L191 71H192V73H190V72H188L189 70H188V68H189V66H188V68L186 69L185 68V66H186V64H184L185 66H184V69H186V70H188V71H186L185 73H183V74H181V80H183L182 81V83L183 82H185V84L187 85V88H186V93L187 94H189L188 96H190L192 99L191 100H195L196 98H198V100L199 101H203V99H205L204 97H202V96H200L199 95V93H197L198 92V90H197V92L196 91H194L193 90V86L191 87V85H192V83L194 82L195 83V85L197 86V88L199 87V86H204V87H202V88H204L205 90L207 89H210L212 86L211 85H216L214 82H212L210 79V81H211V84H209L210 82H207V80H208V76H210L211 74V70H213V68L215 67H213V62L215 61L214 60V58H213V62H212V64H211V62L210 61H212L211 59H209V57H208V59L210 60H208L207 59V56H206V54H205V52H204V48L202 49V47H199ZM206 46V45H205ZM234 46V45H233ZM243 45H241V48L243 49V47H242ZM251 46H252V44H251ZM252 46V47H253ZM73 47V46H72ZM71 47V48H72ZM85 47V46H84ZM130 47V46H129ZM170 47H167V48H170ZM182 47V46H181ZM186 47V46H185ZM247 47V49H249ZM252 47H250V48H252ZM261 47H263V46H261ZM82 48V47H81ZM131 48H133V47H131ZM156 48H154V49H156ZM188 48V47H187ZM238 48V49H239ZM240 48V49H241ZM256 48V47H255ZM258 48V47H257ZM260 48V47H259ZM73 49V48H72ZM71 49V50H72ZM134 49H136L135 47H134ZM153 49V48H152ZM151 49V50H152ZM176 49H175V51H176ZM180 49V48H179ZM234 49V48H233ZM233 49L231 50V51H233ZM253 49V48H252ZM261 49V48H260ZM263 49H264V47H263ZM127 50V49H126ZM128 50H130L129 48H128ZM146 50H148V48L146 49ZM160 50V49H159ZM167 50V49H166ZM181 50L183 51L184 49H180L179 51H180V54H181ZM206 50V49H205ZM211 49H209V51H210ZM235 50H236V48H235ZM244 50V49H243ZM255 50V49H254ZM258 50V49H257ZM262 50V49H261ZM76 52H77V49L75 50ZM78 51H79V49H78ZM131 51V50H130ZM133 51V50H132ZM135 51V50H134ZM138 51V50H137ZM154 51V50H153ZM165 51V50H164ZM171 51H173L172 49H171ZM175 51H173V52H175ZM207 51V50H206ZM238 51V50H237ZM239 51H241V50H239ZM73 51H71V53H72ZM146 53H147V51H145ZM151 52V51H150ZM156 52H158V51H156ZM156 52H154V53H156ZM160 52H162V51H160ZM172 52V53H173ZM216 52V53H215ZM217 52L218 51H213V54H217ZM247 52V51H246ZM249 52V51H248ZM248 52H247V55H248ZM256 52V51H255ZM254 52V54H256ZM259 52V51H258ZM263 52V51H262ZM78 53V52H77ZM76 53V54H77ZM81 53H82V51H81ZM81 53H78V54H80L81 55ZM131 52H129V54H130ZM134 53V52H133ZM151 53H153V52H151ZM150 53V54H151ZM159 53V52H158ZM158 53H156L157 55H158ZM164 54H165V52H163ZM162 53V54H163ZM169 53V52H168ZM176 53H177V51H176ZM210 53V52H209ZM212 53V52H211ZM209 54V56L210 55H212V54ZM219 53V52H218ZM233 54H235L236 52H232ZM231 53V54H232ZM240 53V52H239ZM238 53V54H239ZM243 53V52H242ZM73 54H74V52H73ZM132 54V53H131ZM140 54V53H139ZM142 54V53H141ZM148 54L149 53H147V56H148ZM156 54H154V56L156 55ZM161 54V53H160ZM163 54V55H164ZM230 54V53H229ZM244 54V53H243ZM249 54H251L250 52H249ZM257 54H260V53H257ZM256 54V55H257ZM264 54V53H263ZM263 54H261L262 55V57H263ZM72 55V54H71ZM70 55V56H71ZM152 55V54H151ZM166 55H168L167 53H166ZM169 55H171V53H169ZM168 55V56H169ZM179 55V54H178ZM181 55V57L183 58L184 56H182ZM242 55V54H241ZM245 55H246V53H245ZM244 55V56H245ZM252 55V54H251ZM250 55V56H251ZM76 56V55H75ZM74 56V57H75ZM78 56V55H77ZM141 56V55H140ZM153 56V55H152ZM159 56V55H158ZM161 56V55H160ZM214 56V55H213ZM216 56H218V55H216ZM220 56V55H219ZM230 56V55H229ZM228 56V57H229ZM234 56V55H233ZM237 56V55H236ZM243 56V55H242ZM242 56H241V58H238V56L236 57V59L238 60V59H242ZM44 57V58H43ZM47 57V56H46ZM149 57H150V55H149ZM166 57V56H165ZM170 57V56H169ZM171 57H172V55H171ZM180 57V56H179ZM180 57V59H178L179 61L182 59ZM188 57V56H187ZM222 58H224V56H221ZM220 57V58H221ZM227 57V56H226ZM246 57V58H245ZM244 57V59H247V57L248 56H245ZM71 58V57H70ZM76 58V57H75ZM146 58V57H145ZM153 58H155V57H153ZM158 58V57H157ZM157 58H155L156 59V61L155 62H157ZM219 58V57H218ZM219 58V59H220ZM251 58H252V56H251ZM255 58V57H254ZM258 58H260V56L258 57ZM72 59H73V57H72ZM78 59H79V57H78ZM124 59V58H123ZM160 59H161V57H160ZM162 59H163V57H162ZM166 59V58H165ZM172 59V58H171ZM216 59V58H215ZM227 59H229V58H227ZM231 59V58H230ZM243 59V60H244ZM250 59V58H249ZM257 59V58H256ZM70 60V59H69ZM74 60V59H73ZM77 60V59H76ZM120 60V59H119ZM164 60V59H163ZM163 60H162V62H160V63H166V62H168V61H166V60H168V59H166L164 62H163ZM173 60L174 61H177L176 59H172V64H173ZM183 60V59H182ZM226 61L225 59H222V61ZM243 60L241 61V64H242V62H243ZM248 60V59H247ZM246 60V61H247ZM72 61V60H71ZM160 60H158V62H159ZM217 61H218V59H217ZM221 61V62H222ZM245 60H244V62H246ZM250 61H251V59H250ZM126 62V61H125ZM125 62L123 63H121V65L122 64H125ZM128 62V61H127ZM170 62V61H169ZM169 62H168V68L171 66L172 67V65H170L169 64ZM183 62V61H182ZM216 62V61H215ZM228 62H229V60H228ZM228 62H226V63H228ZM235 62V61H234ZM244 62H243V64H244ZM249 62V61H248ZM252 62H254V60L252 61ZM53 63V62H52ZM139 63V62H138ZM152 63V62H151ZM151 63L149 64V65H151ZM164 63V64H165ZM176 63V62H175ZM180 63V62H179ZM184 63V62H183ZM217 64L216 65H218V62H216ZM224 63V62H223ZM239 63V62H238ZM260 63H262V61H260ZM127 64V63H126ZM182 64V63H181ZM225 64V63H224ZM229 64V63H228ZM240 64V65H241ZM246 64L248 65V64H250V63H247L246 62ZM253 64H257V62L255 63H253ZM264 63H262V65H263ZM55 65V64H54ZM154 65H156V64H154ZM158 65V64H157ZM166 65H167V63H166ZM170 65V66H169ZM176 65V64H175ZM175 65L173 66L174 68H175ZM177 65H178V63H177ZM177 65H176V67H177ZM187 65H189V64H187ZM137 66V65H136ZM152 66H153V64H152ZM152 66L150 67L151 69H153L152 68ZM179 66V65H178ZM180 66H182V65H180ZM220 66V65H219ZM219 66L218 67H216V68H219ZM250 66H252V65H250ZM259 66H260V64H259ZM148 67V66H147ZM156 67V66H155ZM224 67V66H223ZM222 67V68H223ZM136 68V67H135ZM150 68H148V69H150ZM156 68H158V67H156ZM155 68V69H156ZM174 68H172V69H174ZM178 68V70H179V68H181V67H177ZM176 68V69H177ZM182 68H183V66H182ZM242 68V67H241ZM247 68V67H246ZM262 68H264V67H262ZM55 69V68H54ZM134 69V68H133ZM138 69V68H137ZM137 69H136V71H137ZM144 69H146V68H144ZM166 69V68H165ZM191 69V68H190ZM195 69V70H196ZM243 69V68H242ZM249 69V68H248ZM248 69H246V71L248 70ZM56 70V69H55ZM58 70V69H57ZM140 69H138V71H139ZM159 70V69H158ZM194 70V71H195ZM240 70V69H239ZM262 70H264V69H262ZM146 71V70H145ZM150 71V70H149ZM155 71H157V69L155 70ZM170 72H171V69L169 70ZM242 71V70H241ZM240 71V72H241ZM53 72H54V70H53ZM53 72H51V74L53 73ZM135 72V71H134ZM152 72H154V71H152ZM157 72H159V73H161L160 71H157ZM156 72V73H157ZM172 72H175V71H173L172 70ZM181 72H183V70H181ZM180 72V73H181ZM216 72V71H215ZM243 72H245V71H243ZM243 72L241 73V74H243ZM56 73V72H55ZM55 73H53V74H55ZM139 73H141V72H139ZM139 73H137V74H139ZM155 73V74H156ZM158 73V74H159ZM168 73V72H167ZM261 73H262V71H261ZM264 73V72H263ZM56 74H58V72L56 73ZM150 74V73H149ZM148 74V75H149ZM165 74V73H164ZM169 74V73H168ZM175 74V73H174ZM177 74V73H176ZM175 74V75H176ZM223 74V73H222ZM246 74V73H245ZM50 75V74H49ZM132 75V74H131ZM135 75H136V72H135ZM150 75H152V74H150ZM149 75V78H151L152 76H150ZM160 75V74H159ZM173 75V74H172ZM172 75H167V81L170 83V82H172V79H174V78H177L178 76H180L179 74H177L178 76L177 77H172ZM264 75V74H263ZM53 76V75H52ZM138 76V75H137ZM145 76H146V74H145ZM155 77H157L158 78V75H154ZM163 76V75H162ZM165 76H166V74H165ZM165 76H163V77H165ZM196 76V75H195ZM240 76V75H239ZM244 77H245V75H243ZM246 76H247V74H246ZM54 77V76H53ZM52 77V78H53ZM57 77V76H56ZM55 77V78H56ZM132 77H133V75H132ZM139 77H141L140 75H139ZM154 77V78H155ZM160 78H161V76H159ZM161 78V80L162 79H164V78ZM242 77V76H241ZM134 78H135V76H134ZM133 78V79H134ZM136 78H138V77H136ZM135 78V79H136ZM218 78V77H217ZM243 78V77H242ZM151 79H153V78H151ZM241 79V78H240ZM245 80L246 79H248V78H244ZM55 80V79H54ZM53 80V81H54ZM106 80V79H105ZM150 80V79H149ZM156 80V79H155ZM176 81L177 80H179V79H175ZM181 80H180V82H181ZM134 81V80H133ZM141 81V80H140ZM143 82L145 81V83H146V86L148 85L147 83L148 82H146V80H142ZM151 81V80H150ZM163 81V80H162ZM165 81V80H164ZM174 81V80H173ZM193 81V82H192ZM220 81H221V78H220ZM229 81V80H228ZM241 81H244V80H241ZM54 82H56V81H54ZM104 82V81H103ZM136 82H137V85L139 84L138 83V81L136 80ZM135 82V83H136ZM178 82V81H177ZM180 82H178V83H180ZM134 83V82H133ZM212 83H214V84H212ZM217 83V82H216ZM230 83V82H229ZM233 83V82H232ZM243 83V82H242ZM246 83H248V82H246ZM131 84H132V82H131ZM140 84H141V82H140ZM144 84V83H143ZM162 84H163V86H164V83L162 82ZM165 84H167V83H165ZM172 84H174V83H172ZM244 84V83H243ZM134 85V84H133ZM152 85V84H151ZM154 85H155V83H154ZM180 85H181V83H180ZM180 85H175V86H180ZM55 86H58V85H55ZM135 86V85H134ZM145 86V85H144ZM160 86V85H159ZM168 86H169V84H168ZM167 86V87H168ZM181 86H183V85H181ZM180 86V87H181ZM185 86V85H184ZM221 86L222 87H225L226 88V85L225 86H223L222 84H221ZM238 86V85H237ZM241 86V85H240ZM54 87V86H53ZM151 87H153V86H151ZM170 87V86H169ZM173 87V86H172ZM186 87V86H185ZM215 87V86H214ZM213 87V88H214ZM218 87V86H217ZM221 87V88H222ZM142 88V87H141ZM154 88V87H153ZM153 88H151V90L153 89ZM177 88H179V87H177ZM177 88H175V89H177ZM182 88V87H181ZM184 88V87H183ZM182 88V89H183ZM195 88V87H194ZM220 88V87H219ZM240 88V87H239ZM238 88V89H239ZM249 88V87H248ZM59 89V88H58ZM144 89V88H143ZM147 89V88H146ZM146 89H145V92H146ZM170 90H171V87L169 88ZM218 89V88H217ZM142 90V89H141ZM148 90H149V87H148ZM147 90V91H148ZM150 90V91H151ZM163 90V89H162ZM161 90V91H162ZM164 90H166L165 89V87H164ZM178 91H180L179 89H177ZM200 90H202V89H200ZM206 90V91H207ZM214 90V89H213ZM97 91V90H96ZM158 92V90H155V92ZM182 91V90H181ZM184 91V90H183ZM182 91V92H183ZM218 91V90H217ZM216 91V92H217ZM225 91V90H224ZM58 92V91H57ZM61 92H62V90H61ZM153 92V91H152ZM152 92H151V94H152ZM157 92L156 93H153V94H157ZM159 92H160V90H159ZM168 92V91H167ZM171 92H172V90H171ZM170 92V93H171ZM201 92V91H200ZM214 92V91H213ZM216 92H214V93H216ZM149 93V92H148ZM162 93V92H161ZM173 94L175 93V90H174V92H172ZM171 93V94H172ZM177 93V92H176ZM180 93V92H179ZM202 93H204V92H202ZM220 93V92H219ZM58 94V93H57ZM90 94V93H89ZM150 94V95H151ZM152 94V95H153ZM169 94V93H168ZM168 94L165 96V97H167L168 96ZM172 94V95H173ZM182 94H184V93H182ZM63 95V94H62ZM113 95V94H112ZM120 95V94H119ZM143 95H145V94H143ZM150 95H148L149 97H152V96H150ZM170 95V94H169ZM175 95V94H174ZM180 95V94H179ZM185 96H187L186 94H184ZM207 95H209V93L208 94H206V92H205V96H207ZM212 95V94H211ZM241 95V94H240ZM57 96V95H56ZM122 96V95H121ZM153 96H155V95H153ZM158 96V95H157ZM181 96H183V95H181ZM210 96V95H209ZM209 96H207V98L209 97ZM58 97H60V95L58 96ZM65 97V96H64ZM92 97V96H91ZM97 97H99V95H97ZM114 97V96H113ZM143 97V96H142ZM141 97V98H142ZM146 97V96H145ZM159 97H160V95H159ZM168 97H172V96H168ZM177 97H179V96H177ZM203 99H202V98ZM60 98H62V97H60ZM69 98V97H68ZM95 98V97H94ZM100 98V97H99ZM98 98V101L99 100H101V99H99ZM120 98V97H119ZM124 98V97H123ZM158 98V97H157ZM157 98H155V100L157 99ZM161 98V97H160ZM159 98V99H160ZM201 98V99H200ZM65 99V98H64ZM63 99V100H64ZM67 99V98H66ZM65 99V100H66ZM125 99V98H124ZM144 99H146V98H144ZM148 100V102H149V98H147ZM152 99V98H151ZM154 99V98H153ZM161 99H164V97L163 98H161ZM161 99L159 100L160 102H163V101H161ZM168 99V98H167ZM170 99V101H171V98H169ZM168 99V100H169ZM172 99H173V97H172ZM188 98H186V100H187ZM245 99H246V97H245ZM57 100V99H56ZM89 100V99H88ZM95 100V99H94ZM94 100H91V102L89 103L88 101V103H87V105H85L86 106V108L87 109H84V110H86V112H87V114H88V116H89V118L90 117H92L93 115H95V113L97 114V111L95 110L96 109V105L94 106V104H96V102L97 101H94ZM118 100V99H117ZM143 100V99H142ZM167 100V101H168ZM175 100V99H174ZM181 100V99H180ZM190 100V98L188 99V101ZM197 100V99H196ZM206 100V99H205ZM74 101V100H73ZM115 101V100H114ZM125 101V100H124ZM144 101V100H143ZM152 101V100H151ZM165 101V100H164ZM185 101V100H184ZM207 101L210 103L211 101H209L208 99H207ZM227 101V100H226ZM69 104H67L68 105V107H69V109L70 110H72L71 112H73L74 113V105L73 106H70L71 104H70V101H67ZM81 102V101H80ZM145 102V101H144ZM153 102V101H152ZM156 103H157V101H155ZM183 102V101H182ZM187 102V101H186ZM197 102V101H196ZM64 103V102H63ZM79 103V102H78ZM77 103V104H78ZM108 103V102H107ZM119 103H120V101H119ZM129 102H127V104H128ZM147 103V102H146ZM150 103V105H151V108H152V105H153V103L151 104V102H149ZM148 103V104H149ZM199 103V102H198ZM200 103H202V102H200ZM199 103V104H200ZM209 103H207L208 105H209ZM66 104V103H65ZM91 104H93V106L91 105ZM99 104V103H98ZM102 104V103H101ZM110 104V103H109ZM118 104V103H117ZM131 104V103H130ZM160 104V103H159ZM158 104V105H159ZM162 104V103H161ZM161 104H160V106H161ZM167 104H168V102H167ZM171 104V103H170ZM177 104V103H176ZM198 104V105H199ZM202 104H205V103H202ZM207 104H205V105H207ZM56 105H58L57 103H56ZM55 105V106H56ZM59 105H61V104H59ZM58 105V106H59ZM83 105V104H82ZM104 105V104H103ZM119 105V104H118ZM132 105V104H131ZM130 105V106H131ZM157 105V104H156ZM212 105H213V103H212ZM227 105V104H226ZM54 106V107H55ZM65 106V105H64ZM63 106V107H64ZM100 106V105H99ZM114 106V105H113ZM112 106V107H113ZM124 106V105H123ZM128 106V105H127ZM147 107L149 106V105H146ZM197 106V105H196ZM201 106H203V105H200V107ZM242 106V105H241ZM67 106H66V108H64L65 110L68 108ZM101 107H102V105H101ZM109 107V106H108ZM121 107V106H120ZM129 107V106H128ZM157 107H159V106H157ZM156 107V108H157ZM165 107H166V104H165ZM165 107H159V108H162L163 110H165V112H166V109H165ZM194 107V106H193ZM206 107V106H205ZM210 108H211V106H209ZM56 108H58L57 106L55 107V110H56ZM78 108V107H77ZM82 108V107H81ZM84 108V107H83ZM118 109H119V107H117ZM116 108V109H117ZM129 108H131V107H129ZM134 108V107H133ZM143 108V107H142ZM197 108V107H196ZM203 108V107H202ZM255 108V107H254ZM54 109V108H53ZM79 109V108H78ZM100 109V108H99ZM103 109H105V108H102V110ZM128 109V108H127ZM257 109H258V107H257ZM59 110V109H58ZM130 110V109H129ZM135 110V109H134ZM138 110V109H137ZM145 111H146V109H144ZM143 109H142V111H144ZM161 110V109H160ZM160 110H158V109H155V112L157 113V111L159 112ZM198 110H199V107H198ZM201 110V109H200ZM206 110H207V108H206ZM212 111H213V109H211ZM78 111V110H77ZM128 111V110H127ZM132 111V110H131ZM136 111V110H135ZM145 111H144V113H145ZM151 111H153V110H151ZM162 111V110H161ZM175 111V110H174ZM210 111V110H209ZM216 111V110H215ZM215 111H213V112H211V113H214L215 114ZM222 111V110H221ZM59 112V111H58ZM62 112H64V110L62 111ZM66 112H67V110H66ZM81 112V111H80ZM83 112V111H82ZM82 112H81V114H82ZM86 112L85 113H83L84 115L86 114ZM121 112V111H120ZM120 112H118V111H116V113H115V117H113V119H114V121H110V122H112L113 124L112 125H114V127L115 126H117V125H119V124H121V119H122V117H121V113ZM124 112V111H123ZM132 112H134V111H132ZM164 112V111H163ZM177 112H180V111H177ZM229 112V111H228ZM227 112V113H228ZM250 112V111H249ZM70 113V112H69ZM78 113V112H77ZM125 113H127V112H125ZM128 113H129V111H128ZM135 113V112H134ZM138 113V112H137ZM136 113V114H137ZM141 113V112H140ZM143 113V114H144ZM147 113H148V111H147ZM162 113V112H161ZM168 113V112H167ZM174 112L172 111V114H173ZM176 113V112H175ZM211 113H210V115H211ZM218 113V112H217ZM63 114V113H62ZM64 114H65V112H64ZM70 114H72V113H70ZM101 114V113H100ZM100 114H97L98 116L100 115ZM110 114V113H109ZM123 114V113H122ZM142 114V113H141ZM146 114V113H145ZM206 114V113H205ZM219 114V113H218ZM54 115H56V113L54 114ZM54 115H52V116H54ZM83 115V116H84ZM106 115V114H105ZM139 115V114H138ZM163 115V114H162ZM164 115H166V113L164 114ZM163 115V117H166V116H164ZM168 115H170V114H168ZM173 115H177V116H179L178 114H173ZM180 115H181V113H180ZM220 116H221V114H219ZM58 116H61V115H58ZM65 116H67V115H65ZM71 116V118H72V115H70ZM82 116V115H81ZM137 116V115H136ZM139 116H141V115H139ZM144 116H147V114L146 115H144ZM157 116H159V113H158V115ZM156 116V117H157ZM182 116H183V114H182ZM182 116H180V118H182ZM184 116H186V115H184ZM189 116V115H188ZM188 116H186L187 118H189ZM191 116V115H190ZM195 116V115H194ZM213 116V115H212ZM218 116V115H217ZM51 117V116H50ZM49 117V118H50ZM55 117V116H54ZM57 117V116H56ZM64 117V116H63ZM75 117V116H74ZM73 117V118H74ZM76 117H78V115H76ZM84 117H86V115L84 116ZM95 117V116H94ZM107 117V116H106ZM105 117V118H106ZM109 117V116H108ZM127 117V116H126ZM147 117H149V116H147ZM146 117V118H147ZM170 117H172V115L170 116ZM174 117V116H173ZM197 117V116H196ZM196 117H194V119H196ZM210 117V116H209ZM252 117V116H251ZM256 117V116H255ZM260 117V116H259ZM58 118V117H57ZM57 118H55V119H57ZM61 118V117H60ZM72 118V119H73ZM88 118V117H87ZM88 118V119H89ZM98 118V117H97ZM100 118V117H99ZM144 118V117H143ZM142 117H141V119H143ZM169 118V117H168ZM180 118H177V119H179V120H181ZM210 118H212V117H210ZM218 118V117H217ZM261 118V117H260ZM54 119V120H55ZM71 119V120H72ZM75 119V118H74ZM92 119H95V118H92ZM129 119V118H128ZM128 119H124V120H128ZM139 119H140V117H139ZM151 119V118H150ZM155 119V118H154ZM154 119H153V121H154ZM165 119V118H164ZM169 119H171V118H169ZM169 119H168V121H169ZM172 119H174L175 120V118H172ZM171 119V120H172ZM190 119L192 120V117H190ZM199 119V118H198ZM202 119V118H201ZM214 119H215V117H214ZM214 119H212L213 121H214ZM249 119V118H248ZM257 119V118H256ZM255 119V120H256ZM259 119V118H258ZM258 119H257V122H258ZM1 120V119H0ZM3 120V119H2ZM47 120H49V119H47ZM51 120V119H50ZM76 120V119H75ZM78 120V119H77ZM102 120V119H101ZM133 120V119H132ZM137 120V119H136ZM147 120H148V118H147ZM147 120H145V122L147 121ZM156 120H158V118L156 119ZM159 120L161 121V119L159 118ZM163 120V119H162ZM178 120V122H180L181 123V121H179ZM186 119L184 118V121H185ZM189 120V119H188ZM200 120V119H199ZM203 120H205V119H203ZM207 120H209V122H210V119L208 118V119H206V121ZM211 120V121H212ZM261 120V119H260ZM44 121H46L45 119H44ZM58 121V120H57ZM70 121V120H69ZM91 121V120H90ZM93 121H95V120H93ZM130 121V120H129ZM141 121V120H140ZM140 121H138V122H140ZM152 121V122H153ZM165 121V120H164ZM163 121V122H164ZM193 121V120H192ZM81 122V121H80ZM89 122V121H88ZM125 122V121H124ZM144 122V121H143ZM150 122H151V120H150ZM151 122V124H153ZM159 122V121H158ZM162 122V123H163ZM177 122V123H178ZM196 122V121H195ZM194 122V123H195ZM208 122V121H207ZM215 122V121H214ZM251 122H255V121H251ZM261 122V121H260ZM2 123V122H1ZM5 123V124H6ZM46 123V122H45ZM51 123V122H50ZM49 123V124H50ZM101 123V122H100ZM130 123V122H129ZM134 123V122H133ZM154 123H155V121H154ZM165 123H166V121H165ZM172 123V122H171ZM187 123V122H186ZM190 123H192V122H190ZM193 123V124H194ZM199 123H200V121H199ZM205 122H203V124H204ZM211 123L212 122H210V125H211ZM3 124V123H2ZM4 124V126H6ZM52 124V123H51ZM55 124H56V121H55ZM54 124V125H55ZM74 124H75V122H74ZM77 124H78V121H77ZM75 125V126H78V125ZM97 124H98V122H97ZM104 124L105 123H103V127H104ZM110 124V123H109ZM134 124H136V122L134 123ZM140 124V123H139ZM144 124V123H143ZM142 124V125H143ZM148 124V123H147ZM167 124L168 123H166V125H165V127L167 126ZM176 124V123H175ZM185 124V123H184ZM189 124V123H188ZM197 124H198V122H197ZM202 124V123H201ZM208 124V123H207ZM260 124V123H259ZM42 125H44V123L42 124ZM57 125V124H56ZM89 125H91V124H89ZM100 125V124H99ZM107 125V124H106ZM122 125V124H121ZM137 125V124H136ZM136 125H134V129L137 127ZM149 125H150V123H149ZM162 125V124H161ZM180 125H182V127H183V123L182 124H180ZM179 125V126H180ZM186 125V124H185ZM205 125V124H204ZM212 125H214L213 123H212ZM216 125V124H215ZM252 124H250V126H251ZM253 125H254V123H253ZM253 125L251 126V127H253ZM258 125V124H257ZM49 126V125H48ZM47 126V127H48ZM53 126V125H52ZM92 126V125H91ZM101 126V125H100ZM145 126V125H144ZM150 126H152V125H150ZM154 126V125H153ZM156 126V125H155ZM163 126V125H162ZM161 126V127H162ZM176 126H177V124H176ZM176 126H173V123H172V125L171 124H168V127H167V129L166 130H164V129H162L164 132L166 131V133H167V136H165L164 138H163V141L164 142H168L170 139H169V137L170 136H172V138H173V135H172V133H174L176 130H179V131H181L182 130V132L183 133H188L189 132V130H190V128L188 129V127H187V125L185 126V127H180V128H177ZM208 126V125H207ZM46 127V126H45ZM90 127V126H89ZM99 127V126H98ZM109 127V126H108ZM111 127V126H110ZM125 127H127V126H125ZM131 127V126H130ZM141 127V126H140ZM249 127V126H248ZM262 128V130H263V133H264V119H263V122H261V125H259L258 126V128ZM4 128V127H3ZM7 128V127H6ZM5 128V130H8V129H6ZM49 128V127H48ZM51 128V127H50ZM93 128V127H92ZM101 128V127H100ZM132 128H133V126H132ZM146 128H148V126L146 127ZM156 128V127H155ZM195 128V127H194ZM193 128V129H194ZM201 128H202V126H201ZM200 128V129H201ZM206 128V127H205ZM204 128V129H205ZM209 128V127H208ZM208 128H207V130H208ZM212 128V127H211ZM242 128V127H241ZM259 128V129H260ZM79 129V128H78ZM90 129V128H89ZM128 129H130V128H128ZM148 129H151V128H148ZM147 129V130H148ZM181 129V130H180ZM191 129H192V127H191ZM203 129V128H202ZM203 129V130H204ZM210 129V128H209ZM217 129V128H216ZM220 129V128H219ZM218 129V130H219ZM248 129H250V128H248ZM48 130H50V129H48ZM52 130H54V129H52ZM52 130H51V132H52ZM99 130V129H98ZM101 130V129H100ZM99 130V131H100ZM106 130V129H105ZM122 130V129H121ZM142 130H143V128H142ZM153 130V129H152ZM158 130V129H157ZM160 130V129H159ZM195 130V129H194ZM197 130V129H196ZM206 130V129H205ZM212 130H214V129H211V131ZM234 130V129H233ZM232 130V131H233ZM239 130V129H238ZM246 130V129H245ZM258 130V129H257ZM257 130H256V132H257ZM261 130V129H260ZM118 130H116V132H117ZM146 131V130H145ZM150 131V130H149ZM154 131V130H153ZM152 131V132H153ZM162 131V132H163ZM191 131V130H190ZM210 131V132H211ZM226 131V130H225ZM248 131V130H247ZM246 131V132H247ZM252 131H253V129H252ZM255 131V130H254ZM13 132H12V134L11 135H13ZM46 132H48V131H46ZM161 132V131H160ZM159 132V133H160ZM178 132V131H177ZM176 132V133H177ZM198 132H200V131H198ZM197 132V133H198ZM209 132V133H210ZM216 132H218V133H220L219 131H216ZM223 132V131H222ZM221 132V133H222ZM245 132V131H244ZM245 132V133H246ZM249 132V131H248ZM255 132V133H256ZM260 132H262V131H260ZM259 132V133H260ZM9 133H11L10 131H9ZM49 133V132H48ZM47 133V134H48ZM53 133V132H52ZM151 133V131L149 132V134ZM156 133V132H155ZM183 133L181 134V132H180V134L181 135H183ZM196 133V134H197ZM204 133V132H203ZM214 132L212 131L211 132V134H213ZM251 132H249V135H251L250 134ZM46 134V133H45ZM49 134H51V133H49ZM55 134V133H54ZM54 134H51V136L52 135H54ZM118 134H120V132H118ZM145 134H147L148 135V133H145ZM152 134V136H153V134L154 133H151ZM157 134V133H156ZM161 135H162V133H160ZM201 134V133H200ZM210 134V135H211ZM215 134V133H214ZM229 135H225V132L222 134V135H225V137L224 136H222L223 137V141H224V145H223V147L222 148H224V150L226 151V153H227V155H228V157H231L232 159H233V161H235V162H237V163H242V160H243V156H245L244 154H245V151H244V154H243V148L244 147H248V145H246L247 144V142H246V146H244L243 148L241 147L242 146V142H244V140L246 139L247 140V138H245L244 139V136L242 137V136H240L239 134H237L236 132H235V130H234V132H230V133H228ZM244 134V133H243ZM252 134H253V132H252ZM57 135V134H56ZM113 135V134H112ZM117 135V134H116ZM115 135V136H116ZM179 134H177V135H175V133H174V136L175 137H179L178 136ZM180 135V136H181ZM204 135V134H203ZM261 135V134H260ZM15 136H16V134H15ZM49 136V135H48ZM55 136V135H54ZM114 136V137H115ZM150 136V135H149ZM193 136V135H192ZM208 135H206V137H207ZM252 136V135H251ZM251 136H248L247 135V133H246V137H249L248 138V140L250 139V137ZM56 138H57V136H55ZM160 137V136H159ZM186 137H187V135H186ZM196 137V136H195ZM194 137V138H195ZM199 137V136H198ZM204 136H202V138H203ZM206 137H204V138H206ZM216 137V136H215ZM221 137V138H222ZM253 137V136H252ZM251 137V139H253ZM256 137H258V136H256ZM262 137V136H261ZM51 138V137H50ZM158 138V137H157ZM156 138V139H157ZM183 138V137H182ZM180 139V140H184V138L183 139ZM188 138V137H187ZM197 138V137H196ZM201 138V137H200ZM203 138V139H204ZM209 138V137H208ZM211 138V137H210ZM209 138V139H210ZM213 138H214V136H213ZM220 138V139H221ZM46 139V138H45ZM47 139H48V137H47ZM55 139V138H54ZM191 139V138H190ZM193 139V138H192ZM217 139V138H216ZM218 139H219V137H218ZM250 139V140H251ZM256 139H258V138H256ZM260 139V138H259ZM44 140V139H43ZM55 140H57V139H55ZM158 140H159V138H158ZM187 140V139H186ZM194 140V139H193ZM196 140H198V139H196ZM211 140V139H210ZM213 140V139H212ZM262 140H263V138H262ZM24 141V143L26 144V142ZM119 141V140H118ZM117 141V142H118ZM122 141V140H121ZM120 141V142H121ZM124 141V140H123ZM195 141V140H194ZM201 141V140H200ZM23 142V141H22ZM125 142V141H124ZM196 142V141H195ZM199 142V141H198ZM205 142H207V141H205ZM205 142H204V144H205ZM221 142H222V140H221ZM249 142H251V141H249ZM248 142V143H249ZM253 142V141H252ZM252 142H251V144H252ZM256 142V141H255ZM259 142H261V140L259 141ZM122 143V142H121ZM182 143V142H181ZM183 143H184V141H183ZM190 143V142H189ZM188 143V144H189ZM201 143H203L202 141H201ZM214 144H212V143H209L208 142V144H211V145H209V146H211L212 147V145H215L216 143L215 142H213ZM219 143V142H218ZM263 143V142H262ZM262 143H261V145H262ZM23 144V143H22ZM118 144V143H117ZM123 144H125V143H123ZM153 144V143H152ZM170 144H171V140H170ZM169 144V145H170ZM193 144H195V143H193ZM255 144V143H254ZM257 144H259V143H257ZM116 145V144H115ZM128 145H130V144H128ZM186 145H187V143H186ZM197 145H199V143L197 144ZM207 145V144H206ZM218 146H219V144H217ZM216 145V146H217ZM221 145V146H222ZM25 146V145H24ZM119 146V145H118ZM194 146H196V145H193L192 147L189 145L188 147H191V148H193ZM251 146V145H250ZM259 147H260V144L258 145ZM263 147H264V145H262ZM262 146H261V149H262ZM126 147V145L123 147V148H125ZM130 147V146H129ZM164 147V146H163ZM162 147V148H163ZM168 147H170V146H168ZM254 147V146H253ZM119 148H120V146H119ZM123 148H121L122 150H124ZM148 148V147H147ZM183 148V147H182ZM185 148H187V147H185ZM190 148V149H191ZM205 148V147H204ZM204 148H202L201 146H196V147H194V149H192V151L189 149V153H190V151H191V157L192 158H189L190 156L188 155L189 153H187V155L189 156V157H187V159L189 158V159H191L193 162H194V164H196L195 166H194V168L197 166V164H198V166H199V164L202 162V161H204V159L206 158V155H207V153H205V154H203V153H201V149L203 150ZM214 148V147H213ZM218 149H219V147H217ZM257 148L258 147H256V151L254 150V152H252V153H250L248 150V155L249 156H251V154H252V157H253V153L255 154H257ZM126 149H128V147L126 148ZM129 149H131V148H129ZM152 149V148H151ZM154 149V148H153ZM161 149V148H160ZM167 149V148H166ZM184 149V148H183ZM182 149V150H183ZM216 149V148H215ZM247 149V148H246ZM248 149H249V147H248ZM252 149V148H251ZM250 149V150H251ZM254 149V148H253ZM260 149V150H261ZM133 150L134 151H136L134 148H133ZM147 150V149H146ZM182 150H180V152L182 151ZM222 150V149H221ZM110 151V150H109ZM112 151H113V149H112ZM152 151V150H151ZM159 151V150H158ZM161 151H162V149H161ZM164 151V150H163ZM166 151V150H165ZM205 151V150H204ZM252 151V150H251ZM108 152V151H107ZM111 152V151H110ZM144 152V151H143ZM148 152V151H147ZM146 152V153H147ZM186 151H184V153H185ZM203 152V151H202ZM221 152V151H220ZM259 152V151H258ZM127 153H129V152H127ZM132 153V152H131ZM131 153H129V154H131ZM152 153H154V152H152ZM159 153V152H158ZM166 153H169V152H167L166 151ZM165 153V154H166ZM224 153V152H223ZM128 154V155H129ZM133 154H135V152L133 153ZM144 154H145V152H144ZM150 154V153H149ZM161 154V153H160ZM164 154V153H163ZM183 154V153H182ZM200 154H203L202 155V157H200ZM210 154V153H209ZM261 154H262V150H261ZM86 155H89V154H86ZM141 155H142V153H141ZM140 155V156H141ZM151 155V154H150ZM156 155V154H155ZM155 155H153V156H155ZM158 155V154H157ZM162 155V154H161ZM171 155V154H170ZM211 155H212V153H211ZM224 156H226L225 154H223ZM260 155V154H259ZM90 156V155H89ZM88 156V157H89ZM131 156H133V155H131ZM143 156H145V155H143ZM146 156H147V154H146ZM145 156V157H146ZM151 157L150 156V158H152V159H150V160H153V158L154 157ZM160 156V155H159ZM163 156V155H162ZM213 156V155H212ZM211 156V158H213ZM215 156V155H214ZM249 156H248V158H249ZM264 156V155H263ZM149 157V156H148ZM157 158H158V156H156ZM186 157V156H185ZM251 157V158H252ZM256 157H257V155H256ZM129 159L131 158V157H128ZM136 158V157H135ZM144 157H142L141 159H143ZM163 158H165L164 156H163ZM215 158V157H214ZM220 158V157H219ZM230 158V159H231ZM251 158L249 159V160H251ZM259 158H261V160L263 161V159H262V157H259ZM89 159V158H88ZM91 159H93V158H91ZM159 159V158H158ZM166 159H167V157H166ZM217 159V158H216ZM131 160H133V159H131ZM149 160V159H148ZM149 160V161H150ZM155 160V159H154ZM159 160H161V158L159 159ZM168 161H167V163L169 164V159H167ZM171 160V159H170ZM190 160V161H191ZM226 160H228V158L226 159ZM254 160V159H253ZM256 160H258V159H256ZM89 161H91V160H89ZM93 161V160H92ZM95 161V160H94ZM93 161V163H95ZM133 161H137V160H133ZM139 161H140V159H139ZM143 161H145V160H143ZM142 161V162H143ZM147 161V160H146ZM145 161V162H146ZM189 161V162H190ZM206 161V160H205ZM205 161L203 162V163H205ZM209 161L211 162L212 160H210L209 159ZM252 161V160H251ZM259 161V160H258ZM257 161V162H258ZM262 161H260V162H262ZM132 162V161H131ZM130 162V163H131ZM152 162V161H151ZM173 162V161H172ZM208 162V161H207ZM210 162H208V163H210ZM213 162H214V160H213ZM230 162V161H229ZM232 162V161H231ZM230 162V163H231ZM245 162V161H244ZM247 162V161H246ZM256 162V161H255ZM256 162V163H257ZM92 163V162H91ZM90 163V164H91ZM136 163V162H135ZM157 163V162H156ZM155 163V165H157ZM263 163V162H262ZM132 164H133V162H132ZM138 164V163H137ZM140 164H144V162L143 163H140ZM146 164V163H145ZM187 164V163H186ZM189 164V163H188ZM206 164V163H205ZM232 164V163H231ZM249 164V163H248ZM260 164V163H259ZM259 164H258V166H259ZM151 165V164H150ZM149 164H148V166H150ZM163 165V164H162ZM177 165V164H176ZM241 165V164H240ZM253 165H255L254 163H253ZM257 165V164H256ZM255 165V166H256ZM263 165V164H262ZM142 166V165H141ZM172 166V165H171ZM189 166V165H188ZM191 166V165H190ZM197 166V167H198ZM248 166V165H247ZM254 166V167H255ZM264 166V165H263ZM263 166H261L260 165V167H263ZM144 166H142L141 167V169L143 168ZM147 167V166H146ZM146 167H145V170H146ZM168 167H170V166H168ZM174 167H175V165H174ZM196 167V168H197ZM200 167V166H199ZM198 167V168H199ZM221 167V166H220ZM233 167V166H232ZM251 167H253V166H251ZM254 167H253V169H254ZM136 168V167H135ZM152 168H153V165H152ZM152 168H151V170H152ZM161 168H163V167H161ZM184 168H186V165H185V167H183V169ZM188 169H189V167H187ZM186 168V169H187ZM191 168V167H190ZM203 168V167H202ZM246 167H241L239 170H238V179L236 180V181H234V182H226L225 180V185L222 187V198L224 199V197H223V195L224 196H228V197H231V198H234V199H239V198H241L242 197V195L245 193V191L246 192H248V191H252V188H253V182H252V180L250 179V176H249V172H248V170L247 169H245ZM156 169V168H155ZM158 169V168H157ZM165 169V168H164ZM180 169V168H179ZM182 169V168H181ZM186 169H184V171H187ZM200 169V168H199ZM221 169V168H220ZM255 169H257L258 170V167L256 168L255 167ZM264 169V168H263ZM136 170V169H135ZM139 170H140V168H139ZM151 170H149V171H151ZM160 170V169H159ZM162 170V172H163V169H161ZM160 170V171H161ZM167 170V169H166ZM191 170V169H190ZM232 170H233V168H232ZM251 170V169H250ZM176 171H177V169H176ZM192 171V170H191ZM194 171V170H193ZM252 171V170H251ZM258 171H261V170H258ZM257 171V172H258ZM139 172V171H138ZM145 172V171H144ZM143 172V173H144ZM147 172V171H146ZM167 172V171H166ZM181 172V171H180ZM182 172H183V170H182ZM181 172V173H182ZM188 172H189V170H188ZM233 172H234V170H233ZM135 173V172H134ZM141 173V172H140ZM169 173V172H168ZM177 173V172H176ZM185 173V172H184ZM258 173H260L261 174V172H258ZM139 174V173H138ZM163 174H165V173H163ZM179 174V173H178ZM188 174V173H187ZM192 174V173H191ZM237 174V173H236ZM259 174V175H260ZM133 174H131V178H133V176H132ZM136 175H137V173H136ZM167 175H170V174H167ZM172 175V174H171ZM174 175H175V173H174ZM180 175V174H179ZM182 175H185V174H182ZM232 175H233V173H232ZM261 175H264L263 174V172H262V174ZM260 175V176H261ZM139 176V175H138ZM141 176H142V174H141ZM188 176V175H187ZM189 176H191V175H189ZM193 176V175H192ZM236 176L237 175H235V178H236ZM254 176H256V175H254ZM253 176V177H254ZM260 176H258L259 178H260ZM140 177V176H139ZM137 178L136 177V179H140V178ZM175 177V176H174ZM173 176H172V178H174ZM177 177V176H176ZM182 177V176H181ZM186 177V176H185ZM257 177V178H258ZM262 177V176H261ZM135 178V177H134ZM143 178V177H142ZM233 178V177H232ZM182 179H183V177H182ZM243 179V180H242ZM263 179V178H262ZM172 180V179H171ZM171 180H169L170 182H171ZM231 180V179H230ZM264 180V179H263ZM131 181H132V179H131ZM134 181V180H133ZM254 181V180H253ZM261 182V181H260ZM259 182V183H260ZM130 184H131V182H130ZM220 184V183H219ZM132 185V184H131ZM222 185H220V187H221ZM259 186H260V184H259ZM133 187H134V185H133ZM219 187V186H218ZM219 187V188H220ZM130 188V187H129ZM131 188H132V186H131ZM130 188V189H131ZM136 188V187H135ZM139 188V187H138ZM133 190H134V188H132ZM142 189V188H141ZM256 190V189H255ZM135 191H137V190H135ZM140 191V190H139ZM253 193V192H252ZM247 194V193H246ZM142 195V194H141ZM220 195V194H219ZM245 195V194H244ZM258 195V194H257ZM245 197V196H244ZM141 198V197H140ZM219 198H221L220 196H219ZM230 198V199H231ZM222 199V200H223ZM226 199V198H225ZM224 199V200H225ZM243 199V198H242ZM242 199L240 200V201H242ZM232 200V199H231ZM251 199H249V201H250ZM247 201V200H246ZM248 201V202H249ZM233 202V201H232ZM235 202H236V200H235ZM245 202V201H244ZM138 203V202H137ZM236 203H238V200H237V202ZM226 204H227V202H226ZM229 204V203H228ZM234 204V203H233ZM139 205V204H138ZM147 205V204H146ZM230 205V204H229ZM235 205H237V204H235ZM234 205V206H235ZM231 210V209H230ZM236 210V209H235ZM142 221V220H141Z\"/></svg>",
    "mask_w": 264,
    "mask_h": 264
}]
</instances>
